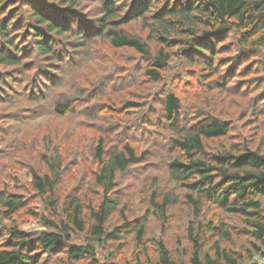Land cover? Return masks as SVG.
I'll return each instance as SVG.
<instances>
[{
	"label": "trees",
	"instance_id": "1",
	"mask_svg": "<svg viewBox=\"0 0 264 264\" xmlns=\"http://www.w3.org/2000/svg\"><path fill=\"white\" fill-rule=\"evenodd\" d=\"M83 6L94 7L82 12ZM5 7L6 15L0 17V68L5 69L0 71V103L13 106L20 99L16 93L31 104L22 113L4 114L6 122L16 119L20 124L31 123L49 111L75 114L78 107L89 105L101 92L110 88L118 91V77H105L106 67L91 89L76 88V77L73 97H65L61 90L71 72L93 59L99 61L101 54L94 57L92 47L89 49L92 44L105 41L113 49L132 50L140 57L137 75L151 84L167 80L169 87L152 98L146 95L141 101H125L121 109L111 105L105 108L127 111L152 107L157 111L154 104L161 106L160 119L155 121L152 116L150 121L170 133L167 148L173 157L167 162L168 176L186 190L191 211L186 226L191 254L186 264H241L245 260L242 253L223 246L224 241L232 240L227 225L204 221L206 203L242 218L252 237L264 242V152L244 144L208 152L205 142L229 136L232 127L212 114L188 112L183 107L184 92L178 89L186 86L225 92L236 85L229 82L240 84L244 80L237 76L264 72V0H19L15 8L0 0V12ZM133 22H141L147 30L145 37L130 30ZM173 57L178 60L176 67L171 66ZM170 68L175 69L171 76ZM24 72L32 73L31 77ZM137 75H131L125 84L135 82ZM22 82L28 83L24 91L20 90ZM243 85L246 89L247 84ZM261 87V82L255 83L253 90ZM253 110L256 116L264 107ZM7 133V127L0 123V136ZM104 142L100 137L93 151L97 163L93 181L101 190L97 202H87L78 194H59L63 166L57 150L43 155L45 171L30 169L29 190L46 208L39 217L43 229L36 234L23 231L14 220L27 199L9 188L0 190V264H39L42 253H64L62 264H98L97 250L109 246L108 264H118L111 259L121 245L114 248V243L128 236L138 247L134 264H142L149 212L155 213L164 226L172 197L166 193L156 201L154 191L152 211L124 217L122 223L108 226L122 210L116 188L118 176L148 160L150 151L138 152L128 139L109 149ZM27 212L35 214L34 210ZM76 234L83 236L82 242H72ZM156 243L155 264H185L180 257H171L163 241ZM259 249L253 243L247 257ZM183 253L182 249L180 255Z\"/></svg>",
	"mask_w": 264,
	"mask_h": 264
},
{
	"label": "rangeland",
	"instance_id": "2",
	"mask_svg": "<svg viewBox=\"0 0 264 264\" xmlns=\"http://www.w3.org/2000/svg\"><path fill=\"white\" fill-rule=\"evenodd\" d=\"M1 1L4 5L9 4L14 8L19 3V0ZM90 7L94 6H83L82 12L90 11ZM6 9L7 7L0 12V17L3 15L5 17ZM129 27L136 34L143 37L147 35V30L142 28L141 22H133ZM90 48L94 57L98 53L101 54L99 61L93 59L81 66L77 72H71L67 77V82L64 83V89L61 90L63 95L69 98L74 96V81H77L76 88L91 89L93 83L98 82L100 72L105 71V67L107 71V73L105 71V77L106 75L110 77L114 75L115 79L118 77V85L121 84L117 87L118 91L110 88L107 92H101L100 97L89 105L78 107L75 114L58 115L55 111H49L27 124H20L16 119L12 123L6 122L4 116L5 114L7 117L16 111L22 113L25 108L31 106L26 97L15 93V96L20 99L13 106L0 103V123L8 130L7 134L0 136V190L9 188L10 192L23 195L27 199L25 206L14 216V220L23 231L36 234L43 229L39 223V217L46 213V208L43 200L29 190L31 187L30 169L32 167L40 168L42 171L47 169L41 161L43 155L54 154L53 150L59 152L63 169L60 171L61 180L58 192L62 197L78 194L85 201L94 203L101 195L100 188L93 181L97 169L93 151L98 139L104 138L107 149L118 145L119 140L128 139L138 152L148 149L150 157L118 176L116 188L119 189L122 198V210L110 219L108 226L122 223L124 217L134 218L146 215L148 210L152 211L151 193L156 192L158 196L155 198L156 201H160L162 196L168 193L172 197V202L167 208L168 219L165 225L163 226L155 213L149 212L147 232L143 239L146 253L141 251L142 264L156 263L158 253L156 242L158 241H163L173 259L180 257L186 264L191 254V245L186 237V226L191 219V211L185 200L186 190L168 176L167 162L173 157L167 148L170 133H167L161 125L150 121L152 116L155 121L160 119L158 110L161 106L157 102L154 104L157 111L152 107L127 111L105 108L111 105L116 109H121V104L130 99L138 98L141 101V98L146 95L152 98L151 95H156L168 88L169 81L165 80L160 84L144 82L140 78L141 75L139 73L137 75L140 57L132 50L127 48L116 50L109 47L105 41L92 44ZM75 51L80 52V50ZM178 65V60L173 57L171 66ZM170 69L168 75L171 76L175 69ZM1 70L5 69L1 67ZM10 70L15 71L13 68ZM27 75L31 77L32 73H25L26 77ZM131 75H137L136 78L134 77L135 82L133 80L132 84L126 85L125 83L131 80H128ZM245 75L236 77L244 79L240 84H237L239 81L236 80L229 82V85H236L230 86L225 92L217 89L178 87L179 90H183H180L181 92H184L183 107L188 112L212 114L227 121L232 127L229 136L205 142V149L208 152L237 145L240 147L242 144L252 149L260 148L264 152V110L256 116L252 113L253 108L264 107V72ZM74 78L77 80L73 81ZM27 82H22L20 90L27 89ZM243 82L247 84L246 89L243 88ZM258 82H261L262 87L255 91L253 90L254 85ZM249 88L251 91L248 90ZM82 109H85L86 113L81 112ZM146 120L149 122L147 123ZM261 202L264 213V198ZM30 210H34L33 216L28 214L27 211ZM202 215L205 222L210 220L227 225L232 233V240L224 241L223 246L242 253L245 260L241 264H264V242H258L252 237L242 218L225 214L208 203L205 204ZM71 239L72 242L79 243L82 242L83 236L76 234ZM213 239L214 237L208 242L210 243ZM118 243L121 246L111 260L118 264H134L138 251L135 239L131 236L125 237L115 242L114 248ZM253 243L260 249L249 258L247 249H251ZM182 249L184 253L180 255ZM207 249L208 245L205 251ZM109 251H111L110 246L97 250L98 264H108ZM40 257L39 264H62L65 260L64 253H42Z\"/></svg>",
	"mask_w": 264,
	"mask_h": 264
}]
</instances>
